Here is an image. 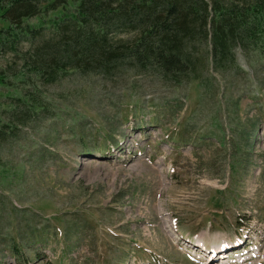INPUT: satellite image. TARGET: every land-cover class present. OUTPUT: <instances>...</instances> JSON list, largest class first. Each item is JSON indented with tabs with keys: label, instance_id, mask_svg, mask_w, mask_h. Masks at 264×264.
Listing matches in <instances>:
<instances>
[{
	"label": "rangeland",
	"instance_id": "rangeland-1",
	"mask_svg": "<svg viewBox=\"0 0 264 264\" xmlns=\"http://www.w3.org/2000/svg\"><path fill=\"white\" fill-rule=\"evenodd\" d=\"M235 56L199 85L129 63L18 82L46 111L0 139V264H255L199 240L264 262V55Z\"/></svg>",
	"mask_w": 264,
	"mask_h": 264
},
{
	"label": "trees",
	"instance_id": "trees-1",
	"mask_svg": "<svg viewBox=\"0 0 264 264\" xmlns=\"http://www.w3.org/2000/svg\"><path fill=\"white\" fill-rule=\"evenodd\" d=\"M0 21V84L14 91L0 115L21 111L0 119V139L11 120L46 111L41 95L18 82L52 84L129 63L162 81L199 85L203 66L220 73L236 51L264 55V0H0Z\"/></svg>",
	"mask_w": 264,
	"mask_h": 264
},
{
	"label": "bare ground",
	"instance_id": "bare-ground-1",
	"mask_svg": "<svg viewBox=\"0 0 264 264\" xmlns=\"http://www.w3.org/2000/svg\"><path fill=\"white\" fill-rule=\"evenodd\" d=\"M198 244L201 246V241L200 240L198 241ZM202 248H204V247H202Z\"/></svg>",
	"mask_w": 264,
	"mask_h": 264
}]
</instances>
